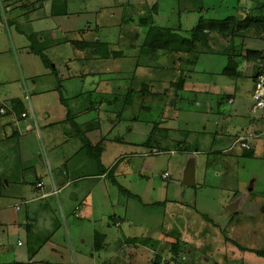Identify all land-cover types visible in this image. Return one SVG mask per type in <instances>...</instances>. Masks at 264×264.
<instances>
[{
    "label": "rangeland",
    "instance_id": "374dc122",
    "mask_svg": "<svg viewBox=\"0 0 264 264\" xmlns=\"http://www.w3.org/2000/svg\"><path fill=\"white\" fill-rule=\"evenodd\" d=\"M44 1L49 0H0V105L5 103V95L19 98L23 105L19 103L18 109L26 106L31 113V103L36 104V100H43L45 107L49 105L47 108L43 106V110L58 104L55 113L65 118L64 120H69L66 121L65 127L69 136L75 142L83 141L84 144V138L91 140L95 138V134L88 132V135L83 132V139L80 137V140L73 137L77 136L74 134L79 132L81 136L79 126L85 127V121L88 120L89 123L91 118L100 116L99 133L101 131L104 135L109 128L112 131L110 137L120 141L119 144L108 142L105 159L112 161V150L117 147L114 155L119 157L114 163V172L111 175L117 177L119 182L118 186L114 187L116 192L113 199H116L118 207H127L128 216L122 220L123 232L119 233L120 227L114 225L116 229L111 233L114 246L111 249L115 251L107 263L153 264L157 258L164 257L167 260L176 256L173 259L178 264H264V255L250 250L264 249V135L260 139L255 136L250 139L251 144L256 147L253 157L239 156V145L234 147L237 149H229L230 143L223 145L225 148L227 146L229 151L218 149L217 146L212 147L217 141L216 135L228 133L227 129L233 126L232 123L247 121L249 114L259 120L251 112L250 74L253 64L242 63L244 72L239 77L226 76L222 70L230 64L232 58H240L241 54L235 55L232 51L245 50L246 46L264 50V33H256L253 28H243L230 37L217 31H208L209 43L196 44L192 50L186 51L179 47L170 49V44L162 42L157 44L158 46L152 45L153 34L150 35L147 28V25L154 23L163 26V30L168 27L174 29L176 38L178 34L191 36V29L202 14L205 17L235 14L239 22H244L247 17H264V0H84L85 6L92 13L91 16L97 19L101 26L98 28L99 43L96 47L102 53L97 59L101 60V67H109L108 72L102 76V86L107 89L115 87L116 90H124L129 86L130 95L128 100V95L124 97V100H127L125 104L119 103L113 110L112 107L104 105L98 115V110L90 109L87 113L80 114L75 121L67 118L68 108L60 105L57 100L59 92L63 91L65 94L71 86L69 75L72 71L79 67L90 69L92 64L98 61L93 57L79 58V55H84L80 50L85 46L78 44L75 47L70 44V41L84 38L78 32V26L85 27L88 23L85 21L87 16L80 17L71 10L70 0H53L57 7L66 10L64 17L70 15L65 24L69 29H56L55 21L63 19V16L58 15L61 17L54 21L49 15L50 6ZM78 1L74 0L76 3ZM44 13L49 14L42 16ZM143 19H146V22ZM67 37L70 41H66ZM174 44L177 45V42ZM184 44L185 42L180 46L183 47ZM40 48H43L49 58V64L45 63L37 52ZM90 48L87 46L85 50H91ZM103 51L110 55L104 56ZM69 57L71 59L67 67L63 62ZM123 57L127 59L123 61ZM135 61L149 66L147 72L153 79L148 77L145 80L151 84L152 91H138L136 95L132 93L133 88L140 85V78L133 77ZM175 73L177 81L183 79L181 87L193 86L186 85L191 74L197 75V78L209 79L212 90L223 88L224 83L231 84L233 91H236L237 102L242 105L243 115L237 116L232 110L233 104L227 101L219 102L212 94L214 92H210L206 94L204 103L194 104L198 111L184 112L185 120H181V117L175 114L179 112V108L177 107V111L175 108L177 105H163L155 94L162 86L159 81L160 74L164 78H170ZM100 77L101 75H97V78L89 79V86L96 81L93 85H99L102 81ZM39 88L42 92L36 97L35 89ZM184 95L187 96L188 93ZM192 97L194 98V95ZM183 106H187L185 101ZM3 114L5 113L0 111V116ZM115 114L118 115L117 118ZM226 114H230L231 118L228 119ZM246 128L243 127L241 131L250 132V129ZM253 128H256V125ZM99 138L96 143L91 142L94 149L105 146L109 140L103 143L101 138L104 136L100 135ZM122 138L131 142L144 140L146 143L121 145ZM74 141L72 142L75 144ZM43 144L38 153L46 160L45 151L48 153L50 146ZM195 144V149L201 148L199 152L193 149ZM82 152L87 154L84 157L88 161L101 163L100 159L90 155L85 148ZM193 156L196 160L197 181L200 183L201 179H204L202 176L209 160L213 168L207 172L206 178L215 182V185L189 187L182 184L184 170ZM220 158L223 159L222 162ZM83 169H86V172L91 171L87 167H81L77 171L80 173ZM166 171L168 177L163 176ZM108 178L111 179L110 175ZM93 182L94 179L91 178L73 182L67 187V191L77 190L82 183L91 185ZM234 187L242 190L240 195L233 193ZM10 188L14 187H8L5 181L0 183V213L4 220L3 224H0V240L7 243V247L12 246V243L17 245L19 239H26L23 233L26 227L22 223L26 206L22 204L20 210L16 209L17 203L23 200L10 195ZM6 193L9 196H6ZM230 198L240 202L247 200L249 204L244 209L232 213L226 206V201ZM78 200L80 201L81 197ZM69 201L70 205H73L76 200L69 198ZM107 205L105 204V212L110 211ZM57 209L61 229L54 236V241L60 252H51L40 264H81L80 250L90 249V244L81 240L86 238V234H90L91 221L86 219L83 212H80V217H76L69 211L67 223L59 207ZM123 212L124 210L120 209L119 213ZM96 219L100 220V217ZM260 228L262 234H254ZM118 235L122 236L121 241L127 239L125 246H122L123 242L121 243ZM87 240L91 241L88 238ZM105 241L104 239V244ZM174 244H178V254L173 256ZM129 247L131 249H128ZM132 249L135 250L131 251ZM89 251L86 252V261L93 264L94 259ZM107 251L103 252L102 249L104 255ZM116 253L118 254L115 255ZM3 260L8 258L4 256Z\"/></svg>",
    "mask_w": 264,
    "mask_h": 264
},
{
    "label": "crops",
    "instance_id": "0c3cea01",
    "mask_svg": "<svg viewBox=\"0 0 264 264\" xmlns=\"http://www.w3.org/2000/svg\"><path fill=\"white\" fill-rule=\"evenodd\" d=\"M44 2H47L50 6V14L44 13L42 14V16H47L49 14L54 18V21L57 18L63 16V19L55 21L54 28L61 29L63 31L68 30L69 28H67V25L65 24L66 21L70 18V15L68 17H64L67 14L66 10L63 7H57L53 0ZM28 5L29 1H27V6ZM85 5L86 4L84 0H79L77 3L74 2V0H70L71 10H74V12L80 17L82 16L84 18V16H87L85 17V21L88 22L86 25H84L85 27H82L80 25L78 26V32H80L82 34V37L84 38H74L75 40H73V42L70 41L68 37L66 38V41H70V44L75 47H77L78 44H83L82 46H85L86 48L87 46H89L88 43L90 42H99L97 41L99 39L98 28H100L101 26L99 25L97 19L91 16V11H89ZM29 8L30 10H32L30 6ZM92 18L93 21H91ZM82 22L79 21V23ZM41 32L42 31H37V33ZM56 37L57 36L55 35L54 38ZM80 39L83 40L80 41ZM85 48L80 50V53L84 55H79V58L82 57V59H87L93 57L96 60L97 57L100 56V53L98 50L96 51L95 46L93 48H90L91 50H85ZM247 48L249 47L246 46L245 49ZM87 49H89V47ZM242 51L243 53H245V50ZM70 59L71 57H69L68 60H64L63 63L65 64V66L69 67L68 61ZM125 59L127 58L123 57V61ZM97 60L98 61L92 64L90 69L79 67L77 70L72 71V73L69 75L71 86L67 88L65 94L63 91L59 92L60 96H58L57 101L60 102V105L68 108L69 114L67 113V118H70V120L74 119L73 121H75L76 118L78 119V116H80V114L87 113V111L90 109L98 110L99 115L100 111L102 110L100 108L104 105H107V107H112L113 110V108H117L119 103L125 104L129 98V86L124 90H116L115 87H109V89H107L102 86V82L104 81V78L102 76L103 74H105V72H108L109 67H101L99 62L101 60ZM237 60V69L242 72L239 76H241L244 72L243 67L241 66L242 63L251 62L253 64V71L250 74L252 78V92L255 79L254 75L256 73L258 62L257 60L251 58L246 59L244 56H240V58L237 57ZM117 63H119V61ZM134 65L135 67L133 69V77L140 78V85L133 88L132 93L136 95L138 91H152L150 87L151 84H149L145 80L149 77L147 72L149 66H143L139 64V62L137 63V61H135ZM89 71L91 72L88 75L87 73H89ZM245 72L247 73V71ZM97 75H101L100 79L102 81H100L99 85H93L94 83H97L96 81L92 83V86H89L88 80L92 77L97 78ZM176 75L177 73H175V75L170 78H164V76H161L160 74L159 81L162 82V86L159 87L158 92H155V94L158 96V100L161 99V103L163 105H166L168 103H175L177 105L175 107L176 111L177 107L179 108V112H175V114L176 116L181 117V120H185L184 112L189 113L198 111L196 105L194 104H200V102L204 103V101H206L207 99L206 94L210 92H214L212 94H214L215 97L218 98L219 102L227 101L233 104L232 110L237 116L243 115L242 105L241 103L239 104L237 102L236 91H233L231 84L224 83L223 88L212 90V85L209 79L197 78V75L193 76L191 74V76L189 77L190 80L187 81L186 85L189 84L191 86L192 84L193 86L191 88H188L187 86L181 87L182 84L180 85L179 81L176 80ZM224 75L239 77L235 75H228L226 73H224ZM151 77L152 76H150L149 78L153 79ZM35 90L36 93L34 95L38 97L42 92V89L39 88ZM43 93H47V91H43ZM132 93L131 98L132 100H134L132 97ZM184 93H188V95L186 96L184 95ZM126 95L128 96L127 100L125 101L124 97ZM193 95L194 98L192 97ZM11 96L12 95H5L4 102L6 106V112H3L5 114L0 116V183L5 181L8 187L13 186V189H9L12 193L10 194L9 192L8 194L15 195V197L19 200H23L22 202L17 203V210L21 209L22 204L26 206L24 211V220L22 221L23 225L26 227V230L23 231L26 239L24 241L22 239H19L17 245L12 243V246L10 247H7V243H3V241L0 240V262L6 261L3 260V257L6 256V259L8 258V260H16L19 262H25L27 264H40L44 262L43 260L47 259L51 255V252H60L58 245L55 244L54 241V236L61 229V220L58 219L60 218V216L58 212L56 213V211H58L57 207H59L60 212L62 213L63 218L65 219V221H67V223L68 220H66V218L68 217L69 211L76 217H80V212H83L86 216V219H90L92 224L90 228L91 230L89 232L90 234H86V238H82L81 241H87L88 244H90V251H88L94 259L93 264H108L107 262L111 260L113 256L112 254L115 251L111 249L114 246V239L112 238L111 233L115 231L116 227H120L119 233L123 232L124 223L122 220L128 216L127 207H118L116 199H113V194L114 192H116L114 187L118 186L119 182L117 177L111 175V173L114 172V163L119 157L118 155H114L117 147L112 150V161H106L105 159V155L108 153V142L119 144L120 141L117 138L113 140L112 136L110 137V133H112V131L109 128L108 130H106V134L103 135L101 131L99 133V125L101 126L100 116H93L94 118H91V121L89 123H87L88 120L85 121V127L81 125L79 126V131H81L82 135L80 136L79 132H77L74 134L77 136L73 137H76L80 140V137L83 139V132H87V134L88 132L89 134L93 133L95 134V138L88 140V142L90 143H96V140L100 139V135L104 136V138H101V141L103 143L109 139L108 137H110L105 146L102 145L101 148H97L94 150L96 154H100L102 158H100L101 163H98V161L90 162L86 159V157H84L87 154L85 155L82 152L84 148L86 149V147L84 146V142L80 141V143H78L77 141L75 142L74 140H72V138L69 136L68 131L65 129L66 121L69 120H64L65 118H61L55 113V111L58 110V104H54L49 109H44L45 111H47L45 112L43 110V106L45 104L43 100H36V104L31 103V113L30 109H28L26 106H23V108L19 110L17 107L18 104L20 103L23 105V103L19 98L14 99ZM41 99L43 98L41 97ZM184 101L187 106H183ZM53 103L54 101H52V104ZM179 103L181 105L178 106ZM48 106L49 105H47V107ZM47 107L44 106V108ZM115 110L116 109H114V111ZM24 112L26 113L25 115H23ZM230 114H226L228 119L231 118ZM115 116L117 118L118 115L115 114ZM110 118H112V116H110ZM76 124H80V122H76ZM232 124L233 126H229V128L227 127L228 133H218L216 135L215 140L217 141H215V144L212 147L217 146L218 149L224 148L222 149L223 151H229V149H233L234 147L239 145L237 142H235V138L238 134L243 132V130L241 131L243 127H247L246 129H250V131L254 129V136L259 139L263 137L262 135H264V120H258L250 114L247 117V121ZM255 125L256 128H253ZM93 128L95 131H93ZM231 130L233 132H231ZM120 140L121 145L122 143H125V145L127 146L130 144L140 145V143L144 145L146 143L144 140H133L132 142L129 140L125 141L123 140V138ZM72 141H74L75 144ZM43 142L47 145H44ZM226 143L231 144L229 149H227V146L226 148L225 146H223ZM42 144L43 146H50V151L48 153L47 151H45L46 160L42 159L41 155L38 153V149ZM193 146V149H195L197 145L195 144ZM199 150H201L200 147H197L195 149V151L197 152H199ZM242 150L243 148L239 147V156H242ZM215 151L218 150L215 149ZM220 160L221 162L223 161L222 158H220ZM191 163L194 166L193 178L195 184H185L183 183V181L186 177L187 169L189 168ZM195 165L196 160L193 156L184 170L182 184L189 187H200L202 186V184L215 185V182H210L206 178V175L208 174L207 172L213 168L211 161L208 160V162H206L205 174L204 176H202L204 179H201L200 183L196 178L197 170ZM81 167H87L91 171L86 172V169H83L79 173L77 170ZM164 174V177H168V174ZM109 175L111 178L110 180L108 178ZM86 178L94 179V182L91 185L82 183L80 184L81 187H77V190L67 191V187L70 186L73 182L77 183L78 181ZM39 182H43L42 185H39ZM55 187L58 188L57 193L52 192L53 188ZM241 191L242 190L239 187H234L233 193H238L240 195ZM44 192L46 193V195H43ZM8 194L6 193V196H9ZM80 197L81 200L79 201L78 199ZM69 198L71 200H76L75 204L70 205ZM233 200L234 199L230 198L226 201V206L230 208L229 210L232 213L244 209L249 204V201L247 200L244 202ZM105 204H108L107 206H109L110 211L105 212ZM116 207L118 209H116ZM120 209L124 210L123 214L119 213ZM97 217H100L101 221L97 220ZM3 222L4 220L2 218V214L0 213V224H3ZM72 225L73 224H71V226ZM261 230L262 229L260 228V230L258 232H254V234H262ZM98 232L104 234L106 240L104 246L100 249L95 248V239ZM118 236H120L121 241L123 239L122 236ZM135 237H138V235H135ZM87 238L91 241H88ZM126 241L127 239L121 241V243L123 242L122 246H125L127 244ZM102 249L103 252H105V250H108L105 255L103 254ZM128 249H131V247H129ZM133 250L135 249H132L131 251ZM88 251L80 250V256L82 259L81 264H92L86 261V252ZM117 254L118 253H116L115 255Z\"/></svg>",
    "mask_w": 264,
    "mask_h": 264
},
{
    "label": "trees",
    "instance_id": "16d2710c",
    "mask_svg": "<svg viewBox=\"0 0 264 264\" xmlns=\"http://www.w3.org/2000/svg\"><path fill=\"white\" fill-rule=\"evenodd\" d=\"M144 22H146V19H143ZM148 28V33L153 34L152 35V45H160V42L163 44L171 45L169 48L170 49H177L178 47L182 50H192L196 44L198 45L199 43L206 44L209 43V32L208 31H217L222 33L223 35H230V37H233L237 32H240L243 28H253L256 33H264V17L261 16L257 19H250L246 18L244 22H239L236 19L235 14H230L227 16L223 17H205L203 14L199 17L197 24L191 29V36H178L176 38V33L174 32V29H171L168 27V29L163 30V26H159L158 24H150L147 25ZM164 31V32H163ZM174 42H177V45L174 44ZM185 42L183 47L180 46ZM99 42H90L88 43L91 48L94 46L96 47V44ZM157 45V46H158ZM96 51L98 50L99 53H102V51L99 48H95ZM39 54L42 56V59L44 60L45 63L49 64V58L47 57L46 53H44L43 48H40ZM109 52V51H108ZM118 53V51L116 52ZM235 55L241 54V56H244L246 59H254L259 62V60L263 57L264 55V50L263 49H256V48H247L245 49V53H243L242 50L238 51H232ZM103 55H110L109 53H104ZM238 65V60H232L230 61V64L228 66H224L222 72L228 74V75H235L239 76L241 74V71L237 69ZM255 77V75H254ZM183 82V79H179V84L181 85ZM178 83V82H177ZM260 120V119H259ZM254 137V136H253ZM252 137V138H253ZM251 139V138H250ZM249 139V142H250ZM85 144L84 146L87 149V152L95 155L97 160L100 159V154H96L94 152V147L93 145L87 141L86 138H84ZM251 144V142H250ZM101 148V147H98ZM255 145L252 143L251 147L249 149L244 148L242 150V155L246 157H253L255 155ZM104 239L105 235L98 232L96 234V239H95V248L100 249L101 247L104 246ZM243 249H248L245 246H241ZM250 250L256 251L259 254L264 255V249H254L250 248ZM178 254V244H174L173 246V256ZM175 257L169 258V259H164L163 257L157 258L155 261H153V264H171V261H173ZM176 261V260H175ZM177 262V261H176ZM0 264H27L25 262H19L16 260H6L3 262H0ZM178 264V262L176 263ZM197 264V263H193ZM215 264H221L220 262H216Z\"/></svg>",
    "mask_w": 264,
    "mask_h": 264
},
{
    "label": "built area",
    "instance_id": "2783aa9c",
    "mask_svg": "<svg viewBox=\"0 0 264 264\" xmlns=\"http://www.w3.org/2000/svg\"><path fill=\"white\" fill-rule=\"evenodd\" d=\"M0 100V104H1ZM0 111L6 112V106L5 103L3 105H0ZM251 112L255 117H258L259 119L264 120V55L259 60L258 66L256 68L255 73V79H254V87L252 90V104H251ZM26 113L24 112L23 115ZM254 136L253 132L246 131L245 133L241 132L238 134L235 138V142L239 144L241 148H247L249 149L251 147V144L249 142V139ZM168 172H166L164 175H167ZM43 182H39V185H42ZM54 193L58 192V188H53ZM43 195H46L44 192ZM177 262L175 260L171 261V264H176Z\"/></svg>",
    "mask_w": 264,
    "mask_h": 264
},
{
    "label": "water",
    "instance_id": "95a60500",
    "mask_svg": "<svg viewBox=\"0 0 264 264\" xmlns=\"http://www.w3.org/2000/svg\"><path fill=\"white\" fill-rule=\"evenodd\" d=\"M193 164L191 163L189 168L187 169V174H186V177L183 181V183L185 184H195V181H194V176H193Z\"/></svg>",
    "mask_w": 264,
    "mask_h": 264
},
{
    "label": "clouds",
    "instance_id": "9594fccd",
    "mask_svg": "<svg viewBox=\"0 0 264 264\" xmlns=\"http://www.w3.org/2000/svg\"><path fill=\"white\" fill-rule=\"evenodd\" d=\"M244 149V148H243Z\"/></svg>",
    "mask_w": 264,
    "mask_h": 264
}]
</instances>
